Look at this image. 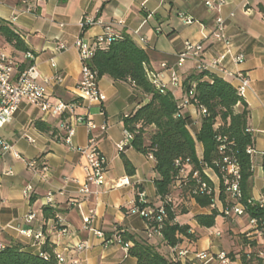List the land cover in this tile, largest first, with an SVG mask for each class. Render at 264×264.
I'll list each match as a JSON object with an SVG mask.
<instances>
[{"label":"crops","instance_id":"obj_1","mask_svg":"<svg viewBox=\"0 0 264 264\" xmlns=\"http://www.w3.org/2000/svg\"><path fill=\"white\" fill-rule=\"evenodd\" d=\"M207 1L221 3L209 8ZM182 17L191 22H184ZM219 17L223 19L227 40H218L213 35ZM87 18L95 23L83 29L81 22ZM0 21L20 35L26 52L32 56L27 57L26 52L15 49L0 37V46L12 54L17 71L31 62L41 83H44V77L59 72L62 82L47 84V94L65 102L76 100L73 91L81 67L76 39L92 44L103 33V26L111 25L115 33L129 36L147 53L146 69L159 73L161 82L171 91L181 113L187 117V129L194 138L200 130L198 110L194 104H184L186 95L182 86L170 83L172 71L182 81L197 71L198 61L193 57H187L180 66L177 65L184 42L200 43L201 59L206 63L221 57V62L209 71L235 88L240 83L237 74L247 73L250 83L242 98L249 111L247 126L253 137V148L259 154L252 170V183L258 180L259 185L257 191L251 189V197L256 198L263 191L260 153L264 152V0H27L26 3L0 0ZM58 42L66 48L58 49ZM238 54L243 55L240 62L234 60ZM163 63L165 67H162ZM98 86L105 100L100 104L77 100L74 111L98 125L106 123L105 130L96 129L93 135L107 159V179L112 181L127 176L129 184L108 190L102 188L97 195L83 201L79 208L69 206L72 200L80 199L78 189L85 177L86 158L73 146L87 143L86 128L84 124H77L71 145L67 144L63 140L59 117L23 101L12 120L0 127V135L11 144L10 150L0 151V244L3 246L21 242L25 250L37 254L48 241L55 254L64 259V264H137L121 245L103 246L102 239L85 227L82 215L88 208H95L91 226L101 230L107 238L127 231L138 239H146L145 221L127 210L137 190L145 192L146 201L151 205L161 203L154 185L157 177L154 161L132 143L123 151H119L117 145L123 137L124 114L133 113L149 100V96L140 98L139 103L135 88L128 80L114 81L107 75L98 78ZM237 108L241 110L242 105L238 104ZM36 121L42 122L44 127L36 126ZM152 129L153 126L145 128L144 143H148ZM195 149L201 159L202 144L196 141ZM13 151L20 158H16ZM123 156L134 167L132 174L126 172ZM32 159L36 160L39 173L46 167L45 177L28 169L27 161ZM206 172L216 183L218 179L214 172L209 169ZM28 184L33 191L27 198L22 190ZM49 192L52 193L51 205L45 204ZM172 196L176 204L175 221L188 225L194 236L191 240L180 236L178 246L188 249V254L179 259L182 264H203L194 255L201 250L213 255L224 252L229 258L226 263L214 258L206 264H247L241 260V255L252 250L250 242L256 237L260 239L248 224L247 216L234 220L217 216L212 227L200 226L195 216L209 214L210 209L199 206L192 197L178 191ZM44 208L52 215L46 216ZM30 212L35 216L27 221ZM65 225L67 232H60L59 228ZM240 228L243 230L239 231ZM21 230L42 231L43 242H37ZM216 231H220V235H216ZM239 232L245 235L239 236ZM258 239L255 240L257 243ZM146 240L158 251L169 254L170 247L160 236ZM78 244L84 246L80 248Z\"/></svg>","mask_w":264,"mask_h":264},{"label":"trees","instance_id":"obj_2","mask_svg":"<svg viewBox=\"0 0 264 264\" xmlns=\"http://www.w3.org/2000/svg\"><path fill=\"white\" fill-rule=\"evenodd\" d=\"M0 37L15 49L27 51L20 35L1 21ZM30 63L23 65L21 69L26 68ZM147 63V53L132 38L121 34L110 43L98 47L88 60V65L97 72L98 78L107 75L114 81L128 80L135 88L139 103H141L140 98L149 96L146 103L140 105L133 113H128L123 119V126L133 131L134 137L131 141L133 146L145 155H152L157 174L154 185L165 208L160 237L169 247L178 246L181 242L180 236L190 240L194 236L189 232L188 225L175 221L176 204L172 193L178 191L188 195L201 207H208L211 197L191 193L192 187L196 185V178H192L191 173L186 185L174 187L179 173V167L175 165L176 160L189 164L192 170H198L200 178L209 181L211 185L212 182L204 174V169L205 166L214 167L222 186L223 178L213 162L221 161L224 155L233 153L240 163V187L242 200L246 202L251 197L253 176L250 156L246 153L247 146L253 145V137L247 131L249 111L246 102L238 95L237 89L231 83L209 70H197L182 81V90L189 102L196 108L200 105L204 106L207 112L200 119V130L194 138L187 129V117L181 113L171 91L165 88L161 92L151 84L147 76ZM191 88L193 92L189 95ZM238 104L242 105L241 110L237 108ZM35 124L39 128L44 127L40 121H36ZM148 126H153V129L149 132L148 143H144V132ZM218 136L223 138L227 145L224 152L219 150L221 142L217 140ZM196 141L203 146L201 159L196 154ZM122 158L126 172L132 174L134 167L125 156ZM168 194H171L172 200L165 202ZM221 197L223 198V194ZM147 205L151 204L148 202L143 204V206ZM43 211L46 216L52 215L48 208H44ZM247 212L249 216L264 217V209L256 204L247 206ZM217 215V210H212L209 214H197L195 219L200 226L212 227ZM144 231L146 239H149L146 230ZM120 235L123 241L131 242L128 254L136 259L137 264H182L180 260H172L170 250L167 255L158 251L146 239H138L127 231L120 232ZM260 243L264 245V228L258 243L253 240L250 246L253 248ZM249 253L241 255L244 263L251 264ZM256 263L264 264V257L259 256V261ZM0 264H57V258L53 246L48 241L37 254L25 250L21 242H11L0 249Z\"/></svg>","mask_w":264,"mask_h":264},{"label":"built area","instance_id":"obj_3","mask_svg":"<svg viewBox=\"0 0 264 264\" xmlns=\"http://www.w3.org/2000/svg\"><path fill=\"white\" fill-rule=\"evenodd\" d=\"M24 3L27 0H23ZM221 3V2H220ZM218 3V4H220ZM209 8H215L218 4L212 1L206 2ZM184 22L189 23L191 20L187 17H182ZM95 23L93 19H83L81 26L86 27L87 25ZM214 37L218 40H227L224 32V22L222 18H217V29L214 32ZM118 33L112 30L111 25L103 26V33L97 36L92 44L84 42L81 38L76 39L75 45L78 49L79 58L81 61L80 67V77L79 81L74 87V94L76 100L73 102H65L63 100H54L50 98L47 94V84H59L62 82L63 78L59 72L54 73L52 76L44 77L43 82H39V75L35 70V66L30 64L21 71H17V63L11 53L5 50V48L0 46V127L4 124L10 122L17 111L19 105L23 101L37 106L44 112H49L54 116L60 118V128L64 131L63 140L65 143L71 145V139L75 134V129L77 124H84L86 132L88 134L87 143L84 146H76L73 148L79 153L83 154L86 158V163L83 166L85 172V177L82 183H80L78 192L80 194V199L72 200L69 202V206L80 207L83 201L89 200L93 195H97L100 189L105 190L128 185L129 178L127 176L119 177L115 180L108 181L107 179V169L108 163L106 157L100 151L96 138L93 135V131L96 129L105 130L106 123L96 124L93 120L84 117L81 114L75 113V107L80 102L91 103H102L105 100V95L100 91L98 86V76L97 72L93 70L88 65V60L94 55L95 50L112 40L117 38ZM58 49H65L66 45L62 42L57 43ZM202 45L200 43H192L190 41L184 42L183 49L179 52L177 58V65H181L187 57H193L197 59V70H210L216 67L221 62L220 58H214L209 63L204 62L201 59ZM27 57H32L29 52H26ZM243 59L242 54L235 56L234 60L240 62ZM166 64H162L165 67ZM240 80L239 85L236 87L237 93L242 97L245 89L249 86L250 78L247 73L237 74ZM147 76L154 86L155 89L159 91H164L165 85L161 82L159 73L147 70ZM170 83L173 86H182V80L179 75L172 71L170 76ZM192 88L189 90V95H192ZM78 100V101H77ZM189 99L186 96L184 104H189ZM179 106V105H178ZM180 107V106H179ZM181 109V107H180ZM200 119L206 115V109L204 106L200 105L197 108ZM128 114H124L123 119L127 117ZM138 126V125H136ZM247 131L250 132L249 128ZM122 140L118 143L117 147L119 151H123L134 137L133 131L127 129L123 126L122 129ZM27 140L33 142V139L27 137ZM221 143L219 145L220 152H224L227 148L226 143H224L223 138L217 137ZM11 149V144L5 140L0 135V151H6ZM246 153L249 154L252 170L255 165L256 157L259 155L258 152L253 148V145H249L246 148ZM16 158H20V155L13 151ZM152 159V155H147ZM262 177L264 180V152L260 153ZM214 166L218 168L219 174L223 178V185L220 186V178L214 167L205 166L204 174L212 182V185L207 180L200 178L198 170H192L190 165L187 163H181L180 160H176L175 165L179 167L178 176L175 179L174 187H181L186 185L189 180V174L191 173L192 178H196V185L192 187L191 193L205 194L211 197V203L208 206L210 211L217 210L218 215L222 218L229 220H234L238 217L247 216L248 224L259 236L262 234V229L264 228V217L257 218L249 216L247 212V206L258 205V207L264 209V188L261 194L256 197H250L244 202L242 200V191L240 187L241 171L240 163L236 159L233 153L224 155L221 161H214ZM27 167L33 172L38 171L37 162L35 159L27 161ZM206 169L212 170L217 176V182L215 183L211 176L206 172ZM42 172L39 173L42 177L46 176V167L41 168ZM69 180V178H65ZM75 180V179H73ZM33 191L31 185H25L23 187L22 193L25 197H29ZM223 194V198L221 197ZM172 200L171 194L166 195L165 202H170ZM45 204H52V193L49 192L46 196ZM147 204L145 192L142 190H137L134 199L130 203V207L127 212L129 214H137L143 218L145 221V230L147 236H161L162 222L165 218V208L163 203L156 206H143ZM95 208H88L87 212L82 215V221L85 223V227L92 231L95 235L102 239L103 246L107 247L113 244L121 245L122 248L128 252L130 241H123L119 232L112 235L111 237H105L101 230L95 229L91 226V222L95 217ZM34 213L30 212L26 220L31 221L34 218ZM154 222V224H152ZM60 232H67V225L61 226L59 228ZM21 232L29 237H33L37 242H43L44 235L42 231H37L32 233L30 230H21ZM190 232V230H189ZM216 235H220V231L215 232ZM83 244H78V247H83ZM4 246L0 244V249ZM260 257H264V253L259 252ZM188 254V249L180 248L179 246L170 247V255L173 261L179 260ZM195 258L201 260L203 264L208 263L214 258L219 259L221 262L226 263L229 261L228 256L224 252H219L215 255L210 254L204 250L195 252ZM57 264H64V259L56 254Z\"/></svg>","mask_w":264,"mask_h":264},{"label":"rangeland","instance_id":"obj_4","mask_svg":"<svg viewBox=\"0 0 264 264\" xmlns=\"http://www.w3.org/2000/svg\"><path fill=\"white\" fill-rule=\"evenodd\" d=\"M258 185H259V181L258 180H255L254 184L252 183L253 191H257ZM238 230L240 231V230H243V229L240 228ZM238 235L239 236H244L245 234L239 232ZM252 235L253 236H257L256 233H253ZM257 239H258V237H256V239H254V241L257 240ZM259 252L264 253V245L262 243H260L259 245H256L255 247H253L252 250H251V253H249L250 254L251 264H256V262L259 261V256H260Z\"/></svg>","mask_w":264,"mask_h":264}]
</instances>
